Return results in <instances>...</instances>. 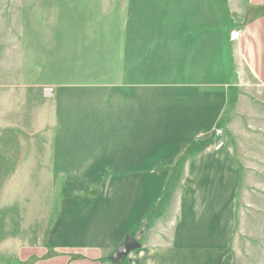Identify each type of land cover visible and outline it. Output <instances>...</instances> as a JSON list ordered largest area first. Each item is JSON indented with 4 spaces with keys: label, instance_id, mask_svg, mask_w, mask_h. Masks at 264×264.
Wrapping results in <instances>:
<instances>
[{
    "label": "rangeland",
    "instance_id": "obj_1",
    "mask_svg": "<svg viewBox=\"0 0 264 264\" xmlns=\"http://www.w3.org/2000/svg\"><path fill=\"white\" fill-rule=\"evenodd\" d=\"M229 1L0 0V209L13 200L30 206L20 217L16 209V219L0 216V264H19L21 247L62 245L76 225L68 212L82 223L97 209L104 223L117 216L108 264L128 236L158 247L176 243L179 232L181 245L221 252L226 264H264V92L246 89L252 112L239 113L249 117L236 125L249 128L233 132L228 172L208 159L228 152L229 112L211 133L195 135L198 125H214L217 104L203 118L189 110L201 100L175 90L168 99L158 88L164 81L146 79L137 90L141 113L132 120L126 111L124 120L117 93L119 30L129 27L126 40L140 47L166 41L167 26L224 31L238 19ZM106 83L109 92L97 91Z\"/></svg>",
    "mask_w": 264,
    "mask_h": 264
},
{
    "label": "crops",
    "instance_id": "obj_2",
    "mask_svg": "<svg viewBox=\"0 0 264 264\" xmlns=\"http://www.w3.org/2000/svg\"><path fill=\"white\" fill-rule=\"evenodd\" d=\"M235 1H229L226 6L229 8V12L233 10L232 12L236 13L238 19L235 22L232 21L230 27L224 31L220 27L206 25L189 27L181 24L174 28L167 26L166 30H163L166 41H152L151 45L140 47L135 37H129V40H126L124 33L129 27L125 26L119 30L118 41L117 93L120 112L124 111V120L126 111L129 114L128 118L132 120L136 119V114L141 113L142 93L137 90L149 85L143 83L146 79L164 81V84L158 88L165 89V96L168 99L171 98L170 96L175 90L176 96L179 95V91H183V97L187 95L189 99L198 98L201 100L199 109L195 108V105L191 108L188 106V109L190 108L191 112L201 111L203 118H206L213 105L217 104L216 115L210 121L214 125H206L203 127L205 129L198 125L195 127L197 129L194 134L197 135L201 132V136H204L211 133L216 126L223 123L219 122L222 114L229 112L228 128L225 127L231 135L229 136L228 152L216 154L208 159V161H222L225 172L232 168V165L226 162L227 158L234 157L236 154V148L231 147L234 146V138H232L234 130H238L242 126L244 129L249 128L244 122L243 124L246 126L236 125V119L242 122L249 117L246 118L244 114L240 115L239 113L252 112L250 108L252 105L247 106L242 100V98L247 99L246 95L250 94L246 89L251 88L264 92V0H244L242 5ZM202 9L201 7V23L205 20V12L203 14ZM245 16H252V19L249 21L243 19ZM136 29L130 32H136ZM233 32L238 33L236 39L231 38ZM231 76L234 78L232 84L228 82ZM191 82H201V89L208 91L201 94L199 87L192 85ZM105 89L108 92L110 90L107 83L97 91ZM230 92L234 98H231ZM186 102L187 104L192 103L190 100ZM183 126L184 128L189 127V125ZM218 170L217 168L213 169L210 173H216ZM231 194L232 190H229L224 197L227 196L230 200ZM28 204L25 201L6 202L0 209V216L16 219V209L17 215L20 217L19 212L29 209ZM216 206L218 208V204ZM44 207L46 205L41 209ZM41 209L38 208V211ZM78 213V211L73 213L72 210L68 212V216L71 215V222H75L76 225L68 226L61 236L62 245L56 242L55 246L50 248V252L55 255L46 258L49 249L45 246L28 247L29 249L21 247L17 250L18 263L108 264L104 258L111 252H109L111 248L109 247V235L113 233V231L110 233L111 226L118 225L117 216L114 214L104 223L102 219L98 220L102 211L97 209L92 214V219L89 220L91 215L87 219L81 216L83 221L78 223L77 220L80 218ZM27 215L29 216V212ZM92 220L94 221L91 222ZM92 223L95 230L90 226ZM97 226H99L98 230ZM183 226L184 224L182 228ZM183 235L185 234L183 233ZM122 236L120 235V237ZM180 236L179 232L176 243L159 244L158 247L156 244L153 246L152 241L145 240L141 248L129 254L127 264H206V257L214 258L212 253H215L212 264H226L227 257H223V253L214 250L212 252L208 248L201 249L200 245H181L179 243ZM120 237L118 239H121ZM158 239L160 237L154 235V242H158ZM106 247H108L107 251ZM215 259L216 261H214Z\"/></svg>",
    "mask_w": 264,
    "mask_h": 264
},
{
    "label": "water",
    "instance_id": "obj_3",
    "mask_svg": "<svg viewBox=\"0 0 264 264\" xmlns=\"http://www.w3.org/2000/svg\"><path fill=\"white\" fill-rule=\"evenodd\" d=\"M140 248V243L134 237H127L125 241L117 247L111 256L113 264H120L121 260L128 256L131 252Z\"/></svg>",
    "mask_w": 264,
    "mask_h": 264
},
{
    "label": "built area",
    "instance_id": "obj_4",
    "mask_svg": "<svg viewBox=\"0 0 264 264\" xmlns=\"http://www.w3.org/2000/svg\"><path fill=\"white\" fill-rule=\"evenodd\" d=\"M237 36H238V33H237V32H233V33L231 34V38H232V39H236ZM220 134H221V132H220V131H217V135H220ZM222 144H223V143H219L218 146H217V148H219Z\"/></svg>",
    "mask_w": 264,
    "mask_h": 264
},
{
    "label": "trees",
    "instance_id": "obj_5",
    "mask_svg": "<svg viewBox=\"0 0 264 264\" xmlns=\"http://www.w3.org/2000/svg\"><path fill=\"white\" fill-rule=\"evenodd\" d=\"M201 148H202V146H201ZM53 255H55V254H53L52 252L48 251V253H47V255H46V258H50V257H52Z\"/></svg>",
    "mask_w": 264,
    "mask_h": 264
}]
</instances>
